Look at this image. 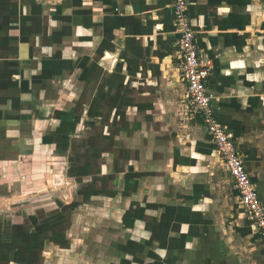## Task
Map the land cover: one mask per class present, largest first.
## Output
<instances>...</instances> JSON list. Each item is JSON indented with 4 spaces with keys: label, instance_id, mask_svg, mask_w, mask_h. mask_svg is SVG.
<instances>
[{
    "label": "crops",
    "instance_id": "1",
    "mask_svg": "<svg viewBox=\"0 0 264 264\" xmlns=\"http://www.w3.org/2000/svg\"><path fill=\"white\" fill-rule=\"evenodd\" d=\"M189 2L264 203V0ZM171 4L0 0V264H264L187 97Z\"/></svg>",
    "mask_w": 264,
    "mask_h": 264
},
{
    "label": "built area",
    "instance_id": "2",
    "mask_svg": "<svg viewBox=\"0 0 264 264\" xmlns=\"http://www.w3.org/2000/svg\"><path fill=\"white\" fill-rule=\"evenodd\" d=\"M171 1L175 25L179 33L178 69L187 83V97L212 136L219 159L231 175L234 186L239 192L241 206L264 240V203L250 177L234 133L223 124L214 109L215 97L208 89V81L214 73V65L200 53L197 33L190 17V2L189 0Z\"/></svg>",
    "mask_w": 264,
    "mask_h": 264
},
{
    "label": "rangeland",
    "instance_id": "3",
    "mask_svg": "<svg viewBox=\"0 0 264 264\" xmlns=\"http://www.w3.org/2000/svg\"><path fill=\"white\" fill-rule=\"evenodd\" d=\"M191 104H192V103H191ZM191 108H192V107H191ZM189 118H190V119H189L190 121H197V119H196L195 117H194V118H193V117H189ZM192 118H193V119H192ZM218 165H220V164L218 163ZM237 210H240V209H239V208H237ZM246 215H247V214H245V216H244V217H245V219L247 218V216H246Z\"/></svg>",
    "mask_w": 264,
    "mask_h": 264
}]
</instances>
